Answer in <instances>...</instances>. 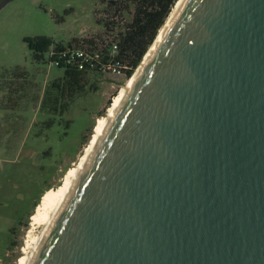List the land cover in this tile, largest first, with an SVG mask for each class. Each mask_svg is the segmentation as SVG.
Listing matches in <instances>:
<instances>
[{
  "label": "water",
  "instance_id": "1",
  "mask_svg": "<svg viewBox=\"0 0 264 264\" xmlns=\"http://www.w3.org/2000/svg\"><path fill=\"white\" fill-rule=\"evenodd\" d=\"M157 35L32 264H264V0Z\"/></svg>",
  "mask_w": 264,
  "mask_h": 264
},
{
  "label": "rangeland",
  "instance_id": "2",
  "mask_svg": "<svg viewBox=\"0 0 264 264\" xmlns=\"http://www.w3.org/2000/svg\"><path fill=\"white\" fill-rule=\"evenodd\" d=\"M154 6L152 0H0V264H18L26 234L41 229L32 227L30 214L62 185L153 45L129 75L89 71L82 88L60 91L64 69L46 54L44 61L34 59L24 37L64 45L95 36L120 39L137 13Z\"/></svg>",
  "mask_w": 264,
  "mask_h": 264
},
{
  "label": "trees",
  "instance_id": "3",
  "mask_svg": "<svg viewBox=\"0 0 264 264\" xmlns=\"http://www.w3.org/2000/svg\"><path fill=\"white\" fill-rule=\"evenodd\" d=\"M152 1L154 8L137 13L130 24L129 31L119 39L121 49L125 51V57L133 62V67L153 41L175 2V0ZM23 41L32 52L34 59L44 61L46 54L50 63L64 69V81H60L62 87L57 86L58 83L55 81L51 82V86L59 87L60 91H63L64 86L68 88V91L83 87L81 81L87 71L79 68L80 58L70 54L71 49L77 46L79 41L67 42L64 45L45 36L24 37ZM129 74L130 72L127 75Z\"/></svg>",
  "mask_w": 264,
  "mask_h": 264
},
{
  "label": "bare ground",
  "instance_id": "4",
  "mask_svg": "<svg viewBox=\"0 0 264 264\" xmlns=\"http://www.w3.org/2000/svg\"><path fill=\"white\" fill-rule=\"evenodd\" d=\"M183 2L184 0H178L176 2L175 7L168 16L167 21L159 30L157 40L160 39L167 25L169 24L171 17L176 14ZM153 49L154 45H152L148 53L144 56L134 76L128 81L126 86L122 88L118 96L109 106L107 114L98 122L97 126L95 127L92 133L89 144L84 147V151L79 156L77 163L74 164L72 168L67 170L65 177L62 180V185L56 191L48 195L42 202L39 203L36 211L32 215L31 225L32 227H34L36 224L41 225V229L40 231H37V233H33V229H30V234H26L28 238L25 240V244L21 249V256L19 258L18 264L33 263L37 253L40 250V247L42 246L56 218L60 214L61 209L67 201L73 187L77 183L79 177L81 176L91 157L95 153L100 141L102 140L104 134L107 131L109 124L113 120L117 110L124 101L129 88L132 86L143 64L147 61Z\"/></svg>",
  "mask_w": 264,
  "mask_h": 264
},
{
  "label": "built area",
  "instance_id": "5",
  "mask_svg": "<svg viewBox=\"0 0 264 264\" xmlns=\"http://www.w3.org/2000/svg\"><path fill=\"white\" fill-rule=\"evenodd\" d=\"M83 39L71 49L70 54L80 58L79 68L87 72H109L114 75H127L132 70L131 60L125 57L119 39Z\"/></svg>",
  "mask_w": 264,
  "mask_h": 264
},
{
  "label": "flooded vegetation",
  "instance_id": "6",
  "mask_svg": "<svg viewBox=\"0 0 264 264\" xmlns=\"http://www.w3.org/2000/svg\"><path fill=\"white\" fill-rule=\"evenodd\" d=\"M48 189H49V188H48ZM46 190H47V189H46ZM46 190H45V191H46ZM45 191H43V192L41 193V195H40L39 198H38V201L34 204V209H35L36 206L38 205L37 203L39 202V200H40L42 194H43ZM43 197H44V196H43ZM32 213H33V212H32ZM32 213H31L30 215H33V214H34V213H33V214H32ZM29 217H30V216H29Z\"/></svg>",
  "mask_w": 264,
  "mask_h": 264
}]
</instances>
